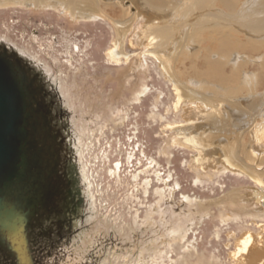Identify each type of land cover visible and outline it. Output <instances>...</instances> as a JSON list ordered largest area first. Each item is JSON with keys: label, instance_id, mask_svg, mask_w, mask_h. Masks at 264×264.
<instances>
[{"label": "rangeland", "instance_id": "rangeland-1", "mask_svg": "<svg viewBox=\"0 0 264 264\" xmlns=\"http://www.w3.org/2000/svg\"><path fill=\"white\" fill-rule=\"evenodd\" d=\"M13 2L0 4V50L21 57L31 89L39 95L45 128L30 148L41 150L46 164L60 170L62 184L51 186L53 172L46 174L36 214L0 229L10 236L3 238L10 252L20 248L23 230L28 246L26 256L14 258L0 247V264H23L28 255L32 264H233L229 254L241 235L264 234V164L256 165L263 173L258 184L223 166L213 170L193 164L196 152L165 128L182 124L183 110L174 113L173 86L148 42H142L145 21L133 0H124L122 10L101 6L105 18L74 20L53 4ZM221 6L185 0L190 14L182 24L199 13L205 27H212L222 21L217 15L228 12ZM124 8L136 16L125 45L130 58L114 61L108 56L114 40L111 20L121 19ZM179 34L177 28L167 33ZM181 68L191 74L187 61ZM255 68L250 67L253 74ZM257 83L258 93L240 96L264 108L259 95L264 82ZM262 122L258 115L257 123ZM254 138L258 164L264 138ZM223 139L224 145L234 143L231 136ZM11 230L19 233L13 237Z\"/></svg>", "mask_w": 264, "mask_h": 264}, {"label": "bare ground", "instance_id": "bare-ground-1", "mask_svg": "<svg viewBox=\"0 0 264 264\" xmlns=\"http://www.w3.org/2000/svg\"><path fill=\"white\" fill-rule=\"evenodd\" d=\"M5 1L35 7L53 4L72 20L79 16L88 19L92 15L105 18L107 15L101 6H115L122 10L124 3V0H118V4L110 0H0V4ZM204 1H217L228 11L222 17L217 15L216 18L222 21L213 22L212 27H205L208 23L203 22L206 19L199 13L197 18H190L188 23L182 24L181 20L190 14L183 7L185 0H133L137 13L145 21L142 42H148L152 57L173 86L174 113L183 110V123L165 128L174 131L180 143L196 152L195 166L213 170L223 166L258 184L263 182V173L256 165L264 164V157L255 164L251 144L255 135L264 138V108L240 95L258 93L257 82H264V0H247L241 7L242 0H200V3ZM128 11L124 8L119 20L111 18L114 40L108 56L114 61L130 58L125 45L136 16ZM180 26L185 28L179 29ZM176 28L179 35H167ZM161 32L165 38L163 34L162 38L159 37ZM197 42L201 47L197 48ZM178 58L180 80L175 72ZM184 61L188 63L190 75L182 71ZM252 64L257 65V74L250 71ZM210 89L223 95L207 92ZM259 95L264 97L262 93ZM187 103L192 105L184 108ZM257 111L261 113L254 114ZM258 115L263 118L262 123H257ZM220 134L222 140L226 139L224 136L233 137L234 143L224 145ZM229 259L233 264H264V234L254 236L246 232L241 235Z\"/></svg>", "mask_w": 264, "mask_h": 264}, {"label": "water", "instance_id": "water-1", "mask_svg": "<svg viewBox=\"0 0 264 264\" xmlns=\"http://www.w3.org/2000/svg\"><path fill=\"white\" fill-rule=\"evenodd\" d=\"M21 58V57H20ZM14 53L0 50V229L8 221L21 224L28 215L33 217L43 203L46 174L49 167L41 150L33 153L30 143L40 131L44 122L40 120L39 95L33 93L25 74L21 59ZM23 67H22V66ZM42 118V117H41ZM38 208V209H37ZM15 237L16 230H11ZM19 231L16 232V234ZM0 232V247L3 238L10 236ZM21 245L17 250L5 249L8 256L28 254L27 242L22 231ZM23 264H32V258H24Z\"/></svg>", "mask_w": 264, "mask_h": 264}, {"label": "flooded vegetation", "instance_id": "flooded-vegetation-1", "mask_svg": "<svg viewBox=\"0 0 264 264\" xmlns=\"http://www.w3.org/2000/svg\"><path fill=\"white\" fill-rule=\"evenodd\" d=\"M68 161H69V163H70V160L68 159ZM72 162V161H71ZM48 166V165H47ZM49 168V172H50V175H51V173L53 172V174L51 175L52 176V178H51V180H50V184H51V186H59V184H60V187H61V184H62V180H61V177L58 175V174H60V170H57L56 168H55V166H53L52 164H50V166H48ZM60 192H61V189H60V191H58V194H55L54 195V198H55V200H56V203L57 202H59V199H60ZM38 238H42V236L41 235H39L38 236ZM5 254V253H4ZM6 255V254H5ZM6 257L7 258H9L8 257V255H6Z\"/></svg>", "mask_w": 264, "mask_h": 264}]
</instances>
